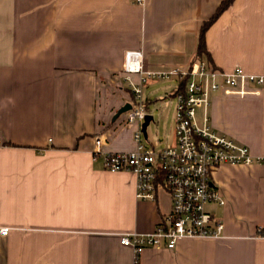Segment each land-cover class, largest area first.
Wrapping results in <instances>:
<instances>
[{
	"label": "crops",
	"instance_id": "0c3cea01",
	"mask_svg": "<svg viewBox=\"0 0 264 264\" xmlns=\"http://www.w3.org/2000/svg\"><path fill=\"white\" fill-rule=\"evenodd\" d=\"M223 1L0 0V230L9 229L0 264L135 263L120 236L154 232L171 195L160 188L155 201L138 200L135 174L104 165L105 153L136 146L138 126L126 113L115 118L141 81L125 71L126 53L142 52L145 71L207 62L264 76V0H234L198 55L202 27ZM173 81L171 95L184 87ZM161 82L149 80L143 94ZM260 93H212L209 123L263 157L264 86ZM212 182L225 204L208 209L224 236L148 248L139 264H264V164H223Z\"/></svg>",
	"mask_w": 264,
	"mask_h": 264
},
{
	"label": "built area",
	"instance_id": "2783aa9c",
	"mask_svg": "<svg viewBox=\"0 0 264 264\" xmlns=\"http://www.w3.org/2000/svg\"><path fill=\"white\" fill-rule=\"evenodd\" d=\"M136 2L141 4L144 0ZM142 59L140 51L126 53L125 71L141 76L140 83L131 82L132 109L126 113L127 124L138 126L133 136L136 146L131 151L105 153L104 165L111 172L131 171L135 174L138 200L155 201L158 190L165 189L171 195V210L154 232L120 236L121 244L133 249L134 264H139V255L148 248L173 250L184 238H222L225 225L208 209L213 203L225 204L212 182V173L223 164H264V156H254L248 146L217 133L209 123L212 93L241 97L259 95L264 76L247 73L240 66L222 71L207 62L187 71L178 68L145 71ZM171 79L184 83V87L175 90V141L161 150L151 149L142 131L147 115L143 85L149 80ZM199 108L203 110L200 121L197 119ZM260 229L259 236L264 238V228ZM0 233L7 235L9 229H1Z\"/></svg>",
	"mask_w": 264,
	"mask_h": 264
},
{
	"label": "rangeland",
	"instance_id": "374dc122",
	"mask_svg": "<svg viewBox=\"0 0 264 264\" xmlns=\"http://www.w3.org/2000/svg\"><path fill=\"white\" fill-rule=\"evenodd\" d=\"M175 79H171L169 81H163L159 83V90L155 91L153 94L154 96H150L147 94H143V102L146 104V97H150L151 100H155V96L159 98L160 100L158 102H154L151 104L148 109L146 108L147 114L154 116V121L150 123L148 126L147 132H148V139L146 140L147 145L152 149L161 150L163 148H166L173 143V136L174 134V120L176 116L174 113H169L168 109L169 107L174 108L175 110L177 108V96L175 94L171 95L173 92L171 91V88L167 86V84H171L170 82ZM167 86V87H166ZM148 93V92H147ZM198 115L197 119L201 120V109H198ZM127 118V115H126ZM128 119V118H127ZM126 119V123H127ZM174 134V135H173ZM167 202L166 200L162 201V206H166Z\"/></svg>",
	"mask_w": 264,
	"mask_h": 264
},
{
	"label": "trees",
	"instance_id": "16d2710c",
	"mask_svg": "<svg viewBox=\"0 0 264 264\" xmlns=\"http://www.w3.org/2000/svg\"><path fill=\"white\" fill-rule=\"evenodd\" d=\"M233 1L234 0L223 1L222 4L219 6L215 15L210 20L204 23V26L202 27V31L200 35V43H199V48H198L199 56L207 53L205 36H206V32L208 31V28L216 22V20L220 17V15L232 4ZM146 108H147V105H146Z\"/></svg>",
	"mask_w": 264,
	"mask_h": 264
},
{
	"label": "water",
	"instance_id": "95a60500",
	"mask_svg": "<svg viewBox=\"0 0 264 264\" xmlns=\"http://www.w3.org/2000/svg\"><path fill=\"white\" fill-rule=\"evenodd\" d=\"M132 109V104L131 103H128L126 104L125 106L121 107L117 113H116V116L115 118H118L120 117L121 115L127 113L128 111H130ZM144 123L142 125V131H143V135L144 137L147 139L148 138V132H147V129H148V126L150 125V123L152 121H154V116L153 115H150V114H147L146 115V118L144 119Z\"/></svg>",
	"mask_w": 264,
	"mask_h": 264
}]
</instances>
